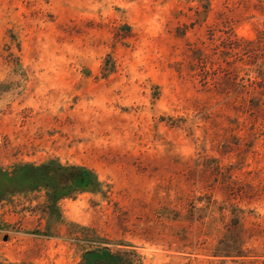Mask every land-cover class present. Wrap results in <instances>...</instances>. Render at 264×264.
<instances>
[{"label": "rangeland", "instance_id": "obj_1", "mask_svg": "<svg viewBox=\"0 0 264 264\" xmlns=\"http://www.w3.org/2000/svg\"><path fill=\"white\" fill-rule=\"evenodd\" d=\"M99 194L0 203V264H264V0H0V169Z\"/></svg>", "mask_w": 264, "mask_h": 264}, {"label": "trees", "instance_id": "obj_2", "mask_svg": "<svg viewBox=\"0 0 264 264\" xmlns=\"http://www.w3.org/2000/svg\"><path fill=\"white\" fill-rule=\"evenodd\" d=\"M18 193L43 190L45 204L43 213L55 220L57 202L64 198H73L81 193L99 194L102 183L91 170L74 165H62L56 160L42 164H20L10 169H0V203L8 198L13 187ZM13 190V189H12ZM81 264H129L124 254L112 252L106 247H97L84 251Z\"/></svg>", "mask_w": 264, "mask_h": 264}]
</instances>
